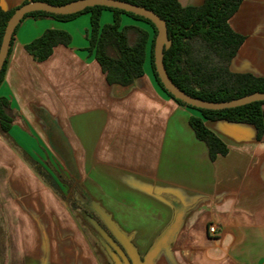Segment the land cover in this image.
I'll list each match as a JSON object with an SVG mask.
<instances>
[{"label":"crops","instance_id":"crops-1","mask_svg":"<svg viewBox=\"0 0 264 264\" xmlns=\"http://www.w3.org/2000/svg\"><path fill=\"white\" fill-rule=\"evenodd\" d=\"M230 22L245 36L231 69L264 76V0H243ZM90 27V15L27 16L13 36L0 84L15 116L9 133L0 130V200L13 215L12 264H104L69 199L78 185L141 257L182 212L169 240L177 264H264V139L256 126L205 119L227 145L212 158L190 123L199 112L159 85L149 54L131 86L112 84L86 49ZM49 28L72 40L38 60L26 45ZM35 139L45 142L48 158L32 151ZM20 148L31 149V159ZM154 264L172 262L162 250Z\"/></svg>","mask_w":264,"mask_h":264},{"label":"trees","instance_id":"trees-1","mask_svg":"<svg viewBox=\"0 0 264 264\" xmlns=\"http://www.w3.org/2000/svg\"><path fill=\"white\" fill-rule=\"evenodd\" d=\"M25 0L22 4L28 2ZM53 4H65L72 0H44ZM155 10L167 22L169 44L164 49L165 67L172 80L192 96L210 101H227L243 95L264 91V76L251 72H239L231 69V62L236 56L245 36L237 32L230 19L243 0H204L198 5H183L180 0H126ZM21 6V5H20ZM20 6L4 9L0 5V45L8 19ZM104 10L113 13V21L102 24ZM83 13L90 14L91 27L87 32L88 46L86 49L95 54L100 62L107 80L123 88L131 86L137 78L145 73V62L150 56L153 74L159 85L178 102L196 110L190 123L197 136L204 140L210 155L227 152V145L206 124L205 119H226L236 122H248L256 126L257 138L264 139V100H257L235 107L222 109L201 108L190 105L175 97L162 82L155 65V39L158 33L155 23L149 18L125 9L106 5H89L74 13H55L45 10H34L26 13L16 25L27 16H50L58 20L68 21ZM127 15L144 23L122 25V17ZM147 25V26H146ZM13 34V36H14ZM72 35L58 28H49L42 35L26 45V48L38 60L50 56L54 46L59 43L69 44ZM9 52L0 72V84L4 80ZM14 114L7 97L0 98V130L9 133L14 122ZM36 169L38 163L32 161ZM87 197L81 186H77ZM86 203L89 209L90 203ZM97 214V212H95ZM85 210L84 217L96 220L113 240L125 251L122 244L107 228L99 217ZM92 224V223H91ZM107 250L113 248L92 224ZM172 264H177L173 256ZM0 264L2 259L0 256Z\"/></svg>","mask_w":264,"mask_h":264},{"label":"water","instance_id":"water-1","mask_svg":"<svg viewBox=\"0 0 264 264\" xmlns=\"http://www.w3.org/2000/svg\"><path fill=\"white\" fill-rule=\"evenodd\" d=\"M106 5L111 7H117L125 9L127 11H132L136 14L145 16L152 20L158 30L155 39V65L157 72L166 86V88L177 98L185 101L186 103L210 109H222L227 107H235L250 103L257 100H264V91H258L243 95L227 101H210L202 99L199 97L192 96L191 94L180 88L170 77L164 63V49L169 44L168 41V26L164 18H162L155 10L147 8L145 6L132 3L126 0H72L65 4H53L44 0H29L28 2L22 4L8 19L2 42L0 45V72L6 60L9 52V47L11 40L16 28V25L20 22L22 17L34 10H45L55 13H74L82 8L89 5ZM90 208L99 214L103 222L106 224L107 228L112 232V234L118 239L122 244L125 251L118 245L113 238L96 220L90 219L91 223L98 229L102 236L107 240V242L114 247L116 252L109 250L116 264H154L158 254L165 250L169 258L172 257L171 248L169 246V240L175 234L177 229L180 227L183 220V213L179 212L172 223V225L167 229V231L156 241V243L148 250L144 257H141L138 253L136 247L130 240V237L126 235L112 220L111 216L105 211L96 201H91ZM121 258H120V257Z\"/></svg>","mask_w":264,"mask_h":264},{"label":"rangeland","instance_id":"rangeland-1","mask_svg":"<svg viewBox=\"0 0 264 264\" xmlns=\"http://www.w3.org/2000/svg\"><path fill=\"white\" fill-rule=\"evenodd\" d=\"M89 15H90L89 13H83L79 15V17L89 16ZM112 21H113L112 12L109 10H104L101 16V23L105 24V23H109ZM125 24H136V22H134L130 16L123 15L122 25H125ZM147 63H148V60H147ZM33 141L35 144L31 148L32 151L36 154L37 152H40L43 155H45V157L48 158V151H47L48 148L45 142L43 140L39 141L37 139ZM26 149L27 151H25L23 148L22 149L20 148L22 153L31 159L30 154H29L31 152V149L30 150H28L29 148H26ZM45 163L50 165L48 161H45ZM2 170H4V168H2ZM69 199H70V202L72 203V206L76 209L78 216L84 221L86 227L92 233L94 240L96 241V244L101 252L104 264H116L112 255L110 254V252L107 250L106 246L104 245L103 241L97 235L92 224L89 223V221L84 217V212L85 210H87L92 214L93 217L98 218L97 214L91 211L88 205H86V203L90 202L91 198L88 196L85 197L81 193V191L78 189V187L76 186L74 187V191H72V193L70 192ZM13 248H14L13 215L10 214L8 211H6L4 201L0 200V256L2 257L3 264H12L10 253L13 250Z\"/></svg>","mask_w":264,"mask_h":264},{"label":"built area","instance_id":"built-area-1","mask_svg":"<svg viewBox=\"0 0 264 264\" xmlns=\"http://www.w3.org/2000/svg\"><path fill=\"white\" fill-rule=\"evenodd\" d=\"M209 230L211 233L215 234L217 232V226L215 224H211L209 226Z\"/></svg>","mask_w":264,"mask_h":264},{"label":"flooded vegetation","instance_id":"flooded-vegetation-1","mask_svg":"<svg viewBox=\"0 0 264 264\" xmlns=\"http://www.w3.org/2000/svg\"><path fill=\"white\" fill-rule=\"evenodd\" d=\"M97 214H98V213H97ZM99 217H100V216H99ZM100 218H101V217H100ZM101 219H102V218H101ZM110 249H111L113 252H116V250L114 249V247H113V248H110ZM110 249H109V250H110ZM109 250H108V251H109ZM116 253H117V252H116ZM117 254H118V253H117ZM119 257H120V256H119ZM120 258H121V257H120Z\"/></svg>","mask_w":264,"mask_h":264}]
</instances>
